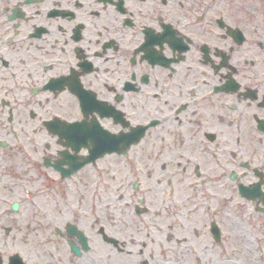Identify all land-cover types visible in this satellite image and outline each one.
I'll return each instance as SVG.
<instances>
[{
	"label": "flooded vegetation",
	"instance_id": "af4514ba",
	"mask_svg": "<svg viewBox=\"0 0 264 264\" xmlns=\"http://www.w3.org/2000/svg\"><path fill=\"white\" fill-rule=\"evenodd\" d=\"M0 264H264V27L0 0Z\"/></svg>",
	"mask_w": 264,
	"mask_h": 264
},
{
	"label": "rangeland",
	"instance_id": "374dc122",
	"mask_svg": "<svg viewBox=\"0 0 264 264\" xmlns=\"http://www.w3.org/2000/svg\"><path fill=\"white\" fill-rule=\"evenodd\" d=\"M226 21L239 27H264V1L225 0Z\"/></svg>",
	"mask_w": 264,
	"mask_h": 264
}]
</instances>
